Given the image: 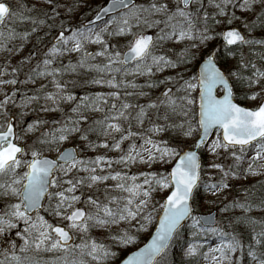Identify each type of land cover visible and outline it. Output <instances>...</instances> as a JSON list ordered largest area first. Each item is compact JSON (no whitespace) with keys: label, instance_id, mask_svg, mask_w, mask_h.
<instances>
[{"label":"snow or ice","instance_id":"obj_1","mask_svg":"<svg viewBox=\"0 0 264 264\" xmlns=\"http://www.w3.org/2000/svg\"><path fill=\"white\" fill-rule=\"evenodd\" d=\"M59 7V0H34L30 7L23 0H16L15 7L9 0H0V51L19 52L40 26L54 27ZM237 8L256 16V20L243 22L249 33L257 27L264 29V0H111L95 12L94 20L70 29V35H65L63 21L59 22L43 67L38 64L33 71L37 77H52L56 89L44 93L43 99L51 106L41 105L40 112L63 111L62 104H73L72 115L53 119L51 123L58 126L42 131L49 121L37 117L27 122L28 113L22 110L38 102L39 95L25 96L16 106L21 109L18 114H10L9 109L16 90L5 92L0 99V246L6 245L0 252V264H42L37 258L41 253H59L43 264H111L116 252L91 236L92 230H109L123 222L129 228L110 238L127 246L135 244L138 234L147 232L154 220L150 240L121 264H174L172 249L187 221H191L187 228L193 239L181 246L182 264H264V219L251 215L254 207L264 210V196L259 205L245 198L221 208V212L243 210L227 227L211 215L194 214L201 191L218 197L241 172L247 177L264 171V50L257 57L259 65L243 51L244 46L250 52L256 45L264 48V39L250 38L233 27L240 19ZM105 16L109 17L106 21ZM96 21L104 27L96 30ZM105 35L130 39L120 49L110 45ZM17 40L21 41L18 46L9 47ZM216 40L222 41L219 47H209ZM172 41L190 44L176 60L157 54ZM85 44L100 45L101 50L89 53ZM191 49L203 53L193 74L185 78L178 72L175 77L147 82L149 88L164 85L156 100L132 102L130 97L148 93L121 92L122 88H137L126 79L129 75L152 76L154 70L187 67L196 59ZM221 49L238 58L228 62L219 55ZM73 52L81 54L77 63L52 66L56 57ZM94 56L106 62L90 63L89 57ZM79 69L99 74L86 84L105 85L111 91L78 98L57 76ZM28 79L35 82L32 76ZM27 82L12 78L0 80V85ZM96 113L102 116L97 118ZM171 132L184 139L173 144L175 138H163ZM92 135L111 139L97 143L90 139ZM77 139L85 150L102 147L122 154L116 160L106 155L85 159L76 147L59 150L54 158L45 154ZM125 141L130 142L126 152L122 150ZM136 141L143 143L137 146ZM203 149L213 157L208 169L219 170L214 182L202 179L206 171L200 154ZM222 154L232 163L216 162ZM245 161L247 167L242 168ZM114 163L126 167L159 163L164 170L136 175L114 171ZM160 193L162 203L156 199Z\"/></svg>","mask_w":264,"mask_h":264},{"label":"rangeland","instance_id":"obj_2","mask_svg":"<svg viewBox=\"0 0 264 264\" xmlns=\"http://www.w3.org/2000/svg\"><path fill=\"white\" fill-rule=\"evenodd\" d=\"M107 0H59V2L63 3L66 2L67 5L73 4L74 10L71 12L72 13V22H80L81 24L89 18L92 14L88 13V11H91V6H101L104 4ZM236 15L240 17L239 20H236L233 22V27H239L246 36L256 39H264V29H261L257 27L255 30L252 32H248L244 28L243 22L245 20H256L255 15H250L249 13L242 12L239 8L235 9ZM90 14V15H89ZM53 14L51 11H49V16H52ZM259 15V13H257ZM87 16V17H86ZM51 20H48L50 23ZM104 27V23L101 25L96 26V30H99V28ZM112 26H110L111 29ZM58 31V30H57ZM57 31L53 34L46 32V35L43 36V39L46 38L44 43L37 44V50L32 51L30 54L26 53L24 54L23 52L19 51V53H14V54H8L3 51H0V80H7V79H12L16 78L19 81H28L27 83H19L18 85H0V99H3V95L5 92H8L9 94L11 93L12 90L17 91V95L13 97L14 104L9 105L10 109V114H18L21 109H18L16 106L20 105L23 101V98L25 96H30V95H39L41 99L38 102H33V104L29 105L27 108L22 109L23 111L27 112L28 115L25 117V120L27 122H31L32 120L36 119L37 117L41 119L48 120L49 123L45 126V128L42 129V131H47L51 128L57 127L58 125H54L51 123L53 119L56 120H63L66 116L72 115L71 113V107L74 106L73 104H62L61 109L63 111H56V112H49V113H43L40 112V106L44 105L45 103H48L49 106H51V102H46L43 99V95L45 92H55L56 89L54 85L51 83L52 77H37L35 75V72L33 69L37 68V65L39 64L41 68L43 67L42 61L44 59L45 53L48 48L51 47V44L54 42L53 37L56 36ZM152 31V30H150ZM48 33V34H47ZM71 32H66L65 35H70ZM48 39V40H47ZM104 39L108 41L110 45H115L117 48L123 49V46L127 43L128 39L130 37H114V36H107L105 35ZM222 43V41L216 40V41H211L209 44V47H219V45ZM190 42H167L162 49L158 51L157 54H166L168 55L171 59L176 60L178 57L182 56L184 54V49L185 47H188ZM11 47V46H10ZM85 51L89 53L95 54L96 52L101 50V46L97 44H85L84 46ZM264 50L262 46L256 45L254 46V49L250 52L248 46H244V55L246 58L254 59L256 63L259 65L260 61L257 59L259 56L260 52ZM191 51L195 52L196 59L191 60L187 67L184 65H178L177 68H165L162 71H155L152 76L148 75H129L126 79L128 81H132L137 85V88L133 89L131 87H128L127 89H121V92L123 91H134V92H139V91H144L147 92V96H142V97H130L129 99L132 102H136L137 99L139 100V103L144 104L147 103L149 100H156L157 97L160 96L161 91L164 90V85H159L155 88H149L147 86V82L149 80L153 81H160V80H165L166 77L168 76H173L175 77L176 74L182 73L185 78H187L188 75L193 74L196 71L197 64L199 63L202 52L197 51L196 49H191ZM222 56L228 60L230 63H234L235 60L238 58L236 55L233 56H227L226 53L223 51V49L220 50ZM81 54L80 53H66L63 56H58L55 59L54 64L52 65L53 67H61L63 64H68L69 61H71L73 64L77 63V61L80 59ZM28 57H31V59H27ZM21 61H24L23 64H21ZM89 62L90 63H97V64H102L105 61L104 57H99V56H94L89 57ZM196 64V65H195ZM13 68H18L19 71L13 73L12 69ZM6 70V71H5ZM94 71H86L84 69H79L77 73L67 75V73L63 74L62 76L58 75L57 79H60L62 82H67V89L71 91L73 94H75L78 98L82 97L84 95H90V94H95L97 92H108L111 91L107 86L105 85H93V84H86L85 81L92 79L95 76H98ZM29 76L34 77L35 82H32L29 80ZM44 86L43 88L41 86ZM238 102L247 104L248 106H253L250 102L244 101L242 99L238 100ZM97 118L101 117V113H96L95 114ZM0 121H2V118H0ZM164 139H170V138H175L172 140L173 144L178 143L180 140H183L184 138L179 135L177 132H171L164 134L163 136ZM215 136L212 137L214 139ZM90 139L99 143L104 140H110L111 137H105L101 136L99 139L95 135L90 136ZM129 141H125L124 144L122 145V150L126 152L128 150V145ZM137 146L143 143V141H136ZM69 145H74L80 150V156L82 158H95L98 155H106L109 159L111 160H116L122 153L121 151L118 150H108L104 148H96V149H83V146L81 142L77 139L74 141H68L65 142L64 144L60 145L58 149H54L51 152H46V155L50 156H56L58 154L59 150H63L65 147ZM203 159L202 163L205 168V172L202 173V179L207 181V180H212L213 182L219 179L220 173L219 170L216 169H208V163L210 160L213 159L211 157L206 149H203ZM226 154H222L216 162L218 163H223L225 165L231 164L232 160L230 158L225 159L224 156ZM170 167V166H169ZM247 167V161L242 165V168ZM112 169L114 171H126L129 174H136L139 175L140 172L142 171H163L164 168L161 166L159 163L151 165L149 167L148 165L144 164H135V165H130V166H124L120 164H113ZM108 169L105 167V172H107ZM83 174V173H81ZM256 180H263L264 181V171L261 172L259 175H248L245 177L243 175V172H241V179H235V180H230L229 183L231 184V187L227 190H225L222 194H220L218 197H212L211 195H205L202 197V199L199 201V207L197 211L203 212V213H208L213 210L218 211V221L222 226L226 225L229 222V215L226 214V212H221L220 209L223 208L227 201L232 199L234 195L237 192H243L244 190H247V184L248 182L251 181H256ZM264 183V182H263ZM203 192V191H202ZM163 196V193H160L159 195L156 196V199L162 203L163 200L161 197ZM215 201V202H212ZM157 209L159 210V204L156 205ZM42 215L44 214L43 212L41 213ZM154 215H158V213H154ZM258 219H264V215L259 216ZM46 219H50V222L55 223L56 221L51 220V218L46 216ZM191 221L187 223L190 224ZM156 221L154 220L153 223L148 227L147 233L149 235L153 231L155 227ZM129 228V225L125 223H121L120 225H114L112 226L111 229L109 230H101L99 229V233L101 235L102 240H105V238H109L108 241H111V235H115L117 231L121 229H126ZM133 234H136V229L135 228H130L129 229ZM189 230V229H188ZM190 231V230H189ZM146 232H140L138 234V237L143 236ZM91 236L92 233H90ZM148 235V237H149ZM100 237V238H101ZM137 237V239H138ZM13 238L16 239L17 243H22L19 238L15 237L13 235ZM77 241L79 242V236H77ZM101 240V241H102ZM105 244H108V242H104ZM0 246V252L3 251V247ZM114 247H118V249L113 250L116 252V254H119L120 252L123 251H128L129 249L133 250L137 248L138 246H135L134 244L127 245V246H122V245H117L113 243ZM128 253V252H127ZM49 256L48 261L51 259L53 255L59 254V253H44ZM40 255V254H39ZM2 258V257H0ZM119 261H113V264H117ZM43 264V263H42Z\"/></svg>","mask_w":264,"mask_h":264},{"label":"trees","instance_id":"obj_3","mask_svg":"<svg viewBox=\"0 0 264 264\" xmlns=\"http://www.w3.org/2000/svg\"><path fill=\"white\" fill-rule=\"evenodd\" d=\"M9 2L13 5V7L16 6V0H9ZM23 2L27 6L30 7L32 5V3L34 2V0H23ZM137 2L138 3L142 2V0H137ZM59 4H60V7L58 8V11L60 12V16L56 18L55 26L52 28H49L47 26V24L44 26H40L38 32L33 34L32 37L27 42H24V47H23L21 53L23 52L24 54H26V53L30 54L32 51L37 50V44L44 43V41L46 40V38L43 39V36L46 35V32L50 33V30H51V34H53L57 30H59V22L60 21H63L64 29L66 32H69L70 29L79 27L81 25L80 22H76V23L72 22L73 18H72L71 12L74 10L73 4L67 5L66 2H63V3L59 2ZM98 7L99 6H95V5L91 6V11H88V13L93 14L97 10ZM69 8H71V11H69ZM33 14L35 15V13H33ZM47 23L52 24V20L50 21V23L49 22H47ZM24 27L27 28V27H30V25H25ZM17 30L19 31V30H23V29L18 28ZM20 43H21V41H19V40L14 41L12 44H9V47L10 46L13 47L14 45L18 46ZM16 53H19V52H16ZM219 55L222 56L221 53H219ZM63 65H66V64H63ZM194 68H196V67H194ZM67 75H70V74L67 73ZM237 95H239V93ZM203 153H204V150H201L202 155H203ZM202 159H203V156H202ZM239 179H241V177ZM263 182H264L263 180H256V181L248 182L247 187H246L247 192L245 190L243 192H237L232 199L227 201L226 204L230 205L234 200H238L240 202H243L245 200V198H247L249 201L254 202L255 204L259 205V201H260L261 197L264 196V183ZM203 196H204V193L201 191V193L199 195V201L202 199ZM197 209H198V207H197ZM197 209H196V211H197ZM242 212H243L242 209L232 208L229 211H227L226 214L229 215V217H230L229 220H230V219H234L236 216L241 215ZM251 215L255 219L260 220V219H258L259 218L258 215L259 216L264 215V210H262L260 207H254ZM228 223L224 226L227 227ZM241 231H243V228H241ZM91 233H92V235H94L95 238H97L100 241L102 239H104L101 237V235L99 233V229H94V230H92ZM143 234H144L143 236H140V237L137 236L138 239L136 240V242L134 244L135 246H140L148 238L149 233L146 232ZM108 239L109 238H105V240H102V242H108V245L111 246L112 251L118 249L117 246L116 247L113 246L114 242L112 240L108 241ZM192 239L193 238H192L191 233L188 230L187 224H186L185 227L181 229V239L178 242H176L175 246L172 249V252H173L172 259L174 261V264H182L181 246L182 245L186 246V244L184 243L185 240H192ZM76 241H77V239H76ZM129 251H131V249H129L128 251L120 252L119 254L116 255V258H114L113 261H120V259H122L127 254V252H129ZM56 255H59V254H56ZM53 257H54V255L51 258H53ZM37 258L41 259L42 263H43L44 261H48L49 256L44 254V253H41L39 256H37ZM112 262H111V264H113Z\"/></svg>","mask_w":264,"mask_h":264},{"label":"water","instance_id":"obj_4","mask_svg":"<svg viewBox=\"0 0 264 264\" xmlns=\"http://www.w3.org/2000/svg\"><path fill=\"white\" fill-rule=\"evenodd\" d=\"M109 3H111V0L106 1V2H105L102 6H100V7H107ZM100 7H99V8H100ZM99 8H98V9H99ZM108 18H109L108 16H105V17H104V20L106 21ZM89 19L94 20V19H95V13H94L90 18H88L84 23H87ZM100 23H102V21H96V22H95V25L100 24ZM239 30H240L241 32H243L240 28H239ZM212 137H213V136H212ZM212 137H211V138H212ZM211 138H210V139H211ZM68 147H75V146H74V145H69V146H67V147H65V148H68ZM65 148H64V149H65ZM76 148H77V147H76ZM48 156H49V155H48ZM49 157H50V158H54L55 156H54V157H53V156H49ZM196 215H200V216H208V215H211L212 217H214V218L218 221V211H217V210H213V211L208 212V213L198 212ZM186 223H187V222H185V224H186ZM155 227H156V224H155ZM155 227H154L153 231L151 232L150 236L148 237V239H147V241H146L145 243H147V242L150 240L152 233H154V231H155ZM145 243H144V244H145ZM144 244L141 245L140 247H143ZM140 247H138V248H140ZM138 248L135 249V250H133V251L138 250ZM133 251L129 252V253H128L123 259H126L127 256L130 255ZM123 259H122V260H123ZM122 260H121V261H122ZM121 261H120L118 264H121Z\"/></svg>","mask_w":264,"mask_h":264}]
</instances>
